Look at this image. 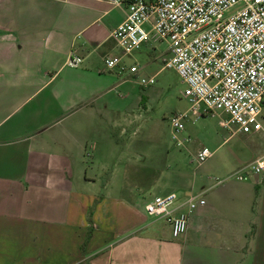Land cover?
I'll use <instances>...</instances> for the list:
<instances>
[{"label":"crops","instance_id":"0c3cea01","mask_svg":"<svg viewBox=\"0 0 264 264\" xmlns=\"http://www.w3.org/2000/svg\"><path fill=\"white\" fill-rule=\"evenodd\" d=\"M125 12L105 0H0V264H264V173L197 192L142 167L127 184L137 167L128 157L119 194L88 173L89 162L103 171L106 138L134 123L139 83L103 66L122 57L111 33ZM70 56L82 63L67 66ZM243 136L261 144L235 171L264 153L263 135ZM170 193L176 205L205 201L177 239L144 210Z\"/></svg>","mask_w":264,"mask_h":264},{"label":"built area","instance_id":"2783aa9c","mask_svg":"<svg viewBox=\"0 0 264 264\" xmlns=\"http://www.w3.org/2000/svg\"><path fill=\"white\" fill-rule=\"evenodd\" d=\"M115 7L125 6V19L111 33L122 56L145 44L164 43L169 58L163 69L173 70L183 84L189 110L170 119L175 134L183 130L188 114L226 117L221 128L231 135L264 136V0H105ZM236 10L227 15L230 10ZM80 58L70 56L67 66L75 68ZM105 72H115L122 80L136 77L140 67H126L122 57H104ZM150 87L154 76L140 79ZM212 154L202 149L196 157L202 163ZM264 173V153L241 167L234 179ZM170 193L155 196L144 206L147 216L163 220L171 237L185 234L187 217L205 205L202 195H192L182 205ZM183 214H177L180 209Z\"/></svg>","mask_w":264,"mask_h":264},{"label":"rangeland","instance_id":"374dc122","mask_svg":"<svg viewBox=\"0 0 264 264\" xmlns=\"http://www.w3.org/2000/svg\"><path fill=\"white\" fill-rule=\"evenodd\" d=\"M235 10L236 8L230 10L227 15ZM119 56H122L120 51ZM168 58L164 43L145 44L130 55L122 56V63L126 67H140L134 78L137 82L154 76V84L150 87L135 84V98L132 96L128 104L134 123L126 134H118L114 130L110 134L111 139L106 138L107 141L99 151L100 159L105 163L103 171H97L92 162L86 166L89 174L97 175L100 190L104 184L109 183L113 194L120 193L119 188L125 183L124 162L128 157L137 160V167L126 175L127 184L133 180L132 175L143 167L150 169L145 172L163 174L164 179L169 181L180 176L186 184L194 183L197 192L214 185L216 181L224 182L223 184L238 182L234 179V166L240 159L248 161L254 158L250 146L260 145V140L253 136L231 135V130L219 126L220 120L226 119L225 116L221 113L211 116L203 108L200 109L199 116L188 114L182 121L183 130L173 138L170 119L186 113L190 104L183 97L184 86L176 73L161 69L163 61ZM113 104L115 108L123 107L121 102ZM109 111L110 109L106 111V119ZM127 117L122 110L121 120ZM202 149H207L212 156L199 164L195 158ZM252 176L249 175V181ZM206 192L203 198L208 203V191ZM145 199L146 196L140 194L141 204H144Z\"/></svg>","mask_w":264,"mask_h":264}]
</instances>
